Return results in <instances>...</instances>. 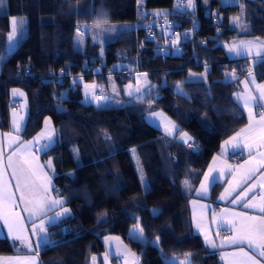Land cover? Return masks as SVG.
Returning a JSON list of instances; mask_svg holds the SVG:
<instances>
[{
  "label": "trees",
  "instance_id": "16d2710c",
  "mask_svg": "<svg viewBox=\"0 0 264 264\" xmlns=\"http://www.w3.org/2000/svg\"><path fill=\"white\" fill-rule=\"evenodd\" d=\"M194 3V10H181L178 0H3L0 128L9 127V107L14 105L10 89L21 87L28 102L24 136L36 133L45 116L53 120L54 144L41 156L51 162L55 189L66 196L70 208V215L48 226L55 246L42 247L43 264H93L102 249L99 236L108 233L120 234L141 264H165L171 256L186 254H191V264H223L219 251L194 230L189 201L222 140L247 122L234 98L240 79L252 65L264 81V64L230 58L223 45L236 36L264 38V0ZM239 11L247 23L234 26L230 15ZM102 12L106 16L101 17ZM157 12L164 24L150 31L148 20L161 16ZM13 17L24 20L14 48L7 40ZM196 18L201 28L184 31ZM97 21L101 29L114 22L125 25L100 38L105 40L102 53L101 44L93 42ZM81 24L89 26L88 33L82 28L83 43L77 38ZM166 28L170 36H165ZM171 39L177 40L180 51L173 49ZM160 46L169 51H160ZM136 64L142 68L137 77L103 76L110 66ZM228 71L237 78L226 79ZM79 72L85 76L77 78ZM94 79H112L118 85L139 80L145 91L139 101L133 96L98 107L83 99V81ZM178 83L184 95L178 93ZM149 104L175 118L180 131H190L196 147L149 122ZM219 186L213 185L210 198ZM153 209L159 214L153 215ZM138 223L147 243L132 238L130 229ZM157 238L158 244L152 243ZM14 249L9 238L0 237V253Z\"/></svg>",
  "mask_w": 264,
  "mask_h": 264
},
{
  "label": "snow or ice",
  "instance_id": "6c2138e0",
  "mask_svg": "<svg viewBox=\"0 0 264 264\" xmlns=\"http://www.w3.org/2000/svg\"><path fill=\"white\" fill-rule=\"evenodd\" d=\"M138 3H143V0H137ZM207 2V0H205ZM232 0H225V5L231 4ZM3 0H0V6H2ZM178 9H195L194 0H187V3H178ZM156 15H161L157 12ZM106 16V13H101V17ZM234 22L239 25V17L234 18ZM24 27V20L13 17L10 22V31L7 35V40L9 45L14 48L16 43H18V35L22 32ZM95 27L99 30L96 35L93 36V42H99L101 44V53L103 51V44L105 43L104 39H100L105 33H115V28L101 29V22L97 21ZM243 30L247 31V28L242 26ZM85 33L80 31V28H77L78 42L83 43V36ZM179 37L177 36V40ZM173 46H176V42H173ZM253 46L254 42L252 41H241L239 46H233L228 48L229 54H233L237 57L239 56H253ZM254 63L255 64H264V47L259 48L254 54ZM145 76L147 74H144ZM194 75V74H193ZM226 79H236L235 72L226 73ZM248 77L251 80L244 81V90L245 94L237 95L238 100L243 101V107L246 109L248 114V124L245 128H242L239 132L236 133L234 137L229 141H225V144H231L233 148L241 147V139L246 141L243 144L244 148H247L250 155L253 149L259 150L264 149V84H256L255 94L251 89H249V82L255 84V77L252 73V70L249 69L247 73ZM75 83V81H74ZM85 97L86 101L95 102L99 107L101 102H107L110 100V97L104 95H98L95 91L94 86L85 85ZM177 91L179 94L184 95L183 89L180 84H177ZM92 88V91L89 92L88 89ZM18 90H13V95L17 94ZM102 91V90H101ZM115 91V89H114ZM129 96H132V86L129 85L126 90ZM137 94H142V90L139 86L135 88ZM151 89L148 91L150 95ZM21 95L23 93H20ZM136 100L141 99V95L135 97ZM258 109V111H254ZM153 115H160L159 113H153ZM48 123L47 121L45 122ZM14 129L17 133L21 131L22 125L18 124L15 120L13 121ZM174 131L179 132L175 124L168 122L165 124V132L171 135ZM9 136L10 145L16 141V137ZM47 140L46 143L40 144L37 151L45 152L50 149L54 144L53 136L48 133L42 132L38 134L37 138H34V141H29L20 146L17 149V152H14L12 156L8 157V163L6 168L11 169V178L15 180V185L13 186L11 180L5 179L7 176L6 168L3 164L2 159H0V221H3V224L8 229L7 238H11L13 243L19 242V244L28 249L29 251L39 252L42 247L55 246V242L49 239L47 233V226L54 224L56 221L61 220L62 218L70 215V209L65 207V200L60 197L59 189H55L52 185L51 177L48 176L44 171L43 167L35 164V156L32 155V148L34 144H39L40 138ZM106 138L110 139V137ZM179 140L188 144L190 148H195L194 143H189L192 140V137L188 136L187 133H181ZM235 141V143H233ZM3 153L0 152V157ZM17 159H13V157ZM247 163V162H246ZM48 167H51V162L47 164ZM233 173V180L236 181L233 186L232 181H229V187L225 188V194L231 195L232 192H235L237 188L240 187V184L252 179L260 169H264V151H259L257 164L255 167H250L247 169L245 174L236 179L234 173L235 169H231ZM141 173V182L144 183L143 170L138 169ZM216 171L213 168H209L207 174L204 175L203 181H201L200 189L197 190L198 194H206L210 185L215 184L219 179L224 176V172H219L218 175H213L212 173ZM71 176L72 173H69ZM185 187L191 190V185L187 180L184 181ZM144 186L147 188L146 183ZM256 184L249 185L244 191L240 192L234 199L231 200V203L236 204L240 201L245 200L249 193H252ZM260 187H264V173H261V183ZM55 191L57 197L54 198L51 193ZM16 193H19L17 200ZM225 194H222L220 199H225ZM256 197L253 196L251 199H248L244 203L245 208H258L261 213L260 216L247 215L244 213H224L220 217L222 223L230 228L235 234L232 239L227 241L230 244L240 245V253H233L232 255H239V264H261V260L257 257L264 258V196L260 197V202L257 204L255 202ZM196 202L193 201V204ZM20 204H23V212L28 213V219L32 222L31 236H36L37 240L35 242V248L33 246V241L31 240L28 229L25 228L24 217L21 215L20 211L16 209ZM204 207V206H202ZM54 209H59L55 212L54 216H49L48 213ZM153 215L159 214L158 209H153ZM226 216H231L238 219L226 220ZM195 219V217H194ZM215 220L216 217H213ZM36 220L40 222L37 224ZM196 226L198 229L203 230V218L197 221ZM132 238L139 240L141 242L147 243L144 238V229L140 226H136L132 230ZM107 239V238H106ZM159 238L152 243L158 244ZM205 241L210 246L215 248L216 243L214 240L210 239L205 235ZM247 244L249 252L243 250V245ZM126 249H117L115 255L120 256L122 253H126ZM108 256H105V261H107ZM95 260V257H93ZM7 264H35V256H17L8 258ZM165 264H191V254H186L184 259L178 260L175 256L166 259Z\"/></svg>",
  "mask_w": 264,
  "mask_h": 264
},
{
  "label": "crops",
  "instance_id": "0c3cea01",
  "mask_svg": "<svg viewBox=\"0 0 264 264\" xmlns=\"http://www.w3.org/2000/svg\"><path fill=\"white\" fill-rule=\"evenodd\" d=\"M222 3L225 4V0H222ZM231 15H230V20H231ZM244 19H245V22L243 24L247 23V20L245 17H244ZM231 23H232V20H231ZM232 24L234 26H240V25H236L234 23H232ZM164 33L166 34L165 36L171 35V32L167 28L164 29ZM174 41L177 44L176 39H171L170 43L173 44ZM241 41H252V42H254V46L252 49L253 56H251V57L250 56H243V55L239 56V57L250 58L252 60V62H254L253 57H254L255 52L257 50H259V48L264 47V38L260 37V36L245 35V36H236V37H233L232 39H230L228 41H224L223 42L224 48L226 50L227 55L230 58H239L233 54H229L228 48L233 47V46H239ZM166 48L169 51V47H166ZM170 48H171V46H170ZM173 49H176L177 51L181 50L179 48V46H175ZM230 73H232V71ZM247 73L248 72H246V74L240 79L239 87L234 92V98L242 106L243 109H244L243 101L238 100L237 95L245 94L244 81L245 80H249V81L251 80V78L248 77ZM252 73L255 77L256 83L253 84V83L249 82V89H251L253 91V93L255 94L256 84H264V81L258 79V77L255 75L253 70H252ZM102 82H104L108 87H110L111 85L113 86V83H115V85H117L119 87H123V84H124L123 83L122 85H118L112 79H108L107 81H102ZM135 82L137 83V85H136V87H137L138 86L137 80ZM83 84H84V81H83ZM16 108H18V107L16 105V102L14 101V105L9 107V127L7 129L0 128V152L3 153L2 157H0V159H2L5 168H6L7 163H8V157L12 156L14 152H17V149H19L22 144L29 142V141H34V138H37L38 134H40L42 132H45L46 134H48V133L52 134L51 132H53V131L55 132V125L53 123L52 118L50 116H45L44 120H43L42 127L36 133L31 135L30 137L24 136V134L22 133V130L24 129L25 123H26V116H27V113H26V115H24V117H23V114H20V115L17 114V116L19 117V120H17L16 122L18 124L22 125L21 131L19 133H17L14 129V126H13L14 120H13V116H12L13 113H15V112H11V110L15 111ZM27 110H28V106H27ZM27 110H26V112H27ZM244 111L247 115V122L243 126L238 128L236 131H234L232 134H230L229 136H227L226 138H224L222 140V142L220 144L219 151L212 155L210 161L208 162L206 168L204 169V173L201 177L200 183L196 187L195 195L192 196L190 198V201H189L190 211H191V216H192V224H193L194 230L198 234H200L204 239H205V235H207L210 239L215 241L216 247L214 249H217L219 251L223 264H239V259H240L239 255L234 256L232 254L233 253H237V254L240 253V247L241 246L230 244L227 242V241L232 239V237L235 233L232 230H230V228L228 226H226L224 223L221 222L220 217L222 216V214H224L226 212L227 213H244L247 215L260 216L261 213L259 212L258 208H245L243 205H244V203L247 202L248 199H251L253 196L256 197L255 202L257 204H259L260 197L264 196V187H260L261 173H264V169H260L252 179L241 183L240 187L237 188L235 192H232L231 195L225 194V188L229 187V181H232L233 186L236 183V181L233 180V173L230 171L229 166L231 167V169L236 170L234 175H235L236 179L239 180V178L245 174L247 169H249L250 167L256 166L259 151H264V149H259V150L253 149V151L250 155L248 149L243 147V144L246 142L243 139H241V147L240 148H233L231 144H228V145L225 144V141L231 140V138L234 137L237 132H239L242 128H245L246 125L248 124V114H247L246 109H244ZM254 111H258V109H254ZM14 118H15V116H14ZM46 121L48 122L47 124L45 123ZM7 134H10L11 136L17 138L14 143H11V146H9L10 140H9V136ZM53 137H54V134H53ZM191 137H192V140H190L189 143H194L195 138L193 135ZM46 142H47L46 139H44L43 137L40 138L39 144L33 145L32 155L35 156V158H36L34 163L42 166L43 171L48 176L51 177L52 185L55 188L54 172L52 170V166L48 167L47 164L49 161L42 158L41 151L36 150L39 148L40 144H43ZM233 143H235V141H233ZM13 159L15 160V159H17V157L14 156ZM209 168H213L216 170L212 173L213 175H218L219 172H221V171H223L225 173L224 176H222L219 179V181H218V182H220L219 189H218L217 193L214 195V197H212V198H210L209 196L211 195L212 188H213L214 184L210 185L208 192L206 194H198V191H197L200 189L201 181H203L204 175L208 173ZM6 171H7V176L5 177V179L11 180V183L14 186L15 180L11 178L12 170L6 168ZM251 184H256L257 187L255 188V190L252 193H249L248 197L245 200L240 201L236 204L231 203L232 199H234L240 192L244 191ZM222 194H225V199H220ZM51 195L54 198H59V197H57V193L55 191H53L51 193ZM16 196H17V200H18L19 193H16ZM60 197H62L65 200L64 206L67 207L68 209H70L68 204H67L66 196L60 194ZM193 201H195L196 203L193 204ZM202 206H204V207H202ZM22 209H23V204H20L16 210L20 211L21 215L24 217L25 228L28 229V234H29L31 240L33 241V246L35 248V242L37 240V237L31 236L32 222L28 219V213L23 212ZM58 210L59 209H54L53 211L49 212L48 215L54 216L55 212ZM194 217H195V219H194ZM213 217H216V219L214 220ZM201 218H203V225H204L203 230L198 229L196 226L197 221L201 220ZM225 219L226 220H232V219H238V218L226 216ZM39 222H40L39 220H36L37 224ZM56 222H58V221H56ZM48 226H47V233L49 235V239L51 240L49 230H48ZM7 234H8L7 227L3 224V221H0V237H7ZM9 239L11 240L10 237H9ZM99 241H100V244L102 245V249H101L100 253H98L96 259L93 261V264H141L140 263V256L134 251V249H132V247L125 241V239L120 234H116V233L104 234V235L99 236ZM14 245H15V249L13 251L0 253V264H7L8 258L17 257V256L23 257L26 255L27 256H35V264H43V260H42L41 253H40L42 248L39 250V252H36L34 249H33V251H29L28 249L22 247L19 244V242H15ZM118 248L119 249H126L127 252L122 253L120 256H116L115 253H116ZM211 248H213V247H211ZM243 250L245 252H249L250 255L253 254L249 250L246 243L243 245ZM106 255L108 256L107 261H105ZM257 259H260L261 264H264V258L257 257Z\"/></svg>",
  "mask_w": 264,
  "mask_h": 264
},
{
  "label": "rangeland",
  "instance_id": "374dc122",
  "mask_svg": "<svg viewBox=\"0 0 264 264\" xmlns=\"http://www.w3.org/2000/svg\"><path fill=\"white\" fill-rule=\"evenodd\" d=\"M232 1H234V0H232ZM236 17H239V25H241V24H243L245 22L243 11L234 12L231 15L232 23L238 25L237 23L234 22V18H236ZM124 26L125 25H123L122 22H114L109 27L110 28H115L117 30L118 28H121V27H124ZM79 27L81 28L80 31L83 32V33H85V34H86L85 30L82 29V28L83 27H86L87 28V33H88V30H89L88 24H81ZM85 36L86 35H84L83 38ZM102 37L103 36H101L100 38H102ZM77 38H78V36H77ZM230 72L231 71H228L227 73H230ZM144 74L145 73H142L141 74V77H144L145 76ZM137 82H138V86L141 88L142 94H143V92L145 91L144 90L145 88L143 86L144 83H140L139 80H137ZM143 82H145V81H143ZM86 84L87 85H90V86H94L95 91L97 92L98 95H101L102 94L104 96L110 97V100L109 101H107V102H101L100 107L108 106L111 103L112 104H115V103L121 104V103L125 102L124 100L131 99L130 98L131 96H129L128 93H127V91H126L128 89V86L129 85L132 86V93H133L132 94V97L133 96L136 97L137 95H142V94H137L135 92V88H136L137 83L135 81H133V80H128V81L124 82L123 87H119V86L115 85V83H113V86L114 87L112 85L110 87H108L104 82H100V81H97V80L94 79V80H86V81H84V84L82 85L83 99L85 101H86V97H85V87L84 86ZM14 89L15 90H18L17 91V94H15V95H13V90ZM114 89H115V91H114ZM88 91L91 92L92 91V88H89ZM20 93H23V94L21 95ZM10 98L13 101L16 102V105L18 107V108H16L15 111L11 110V112H15L12 115L13 116V120L17 121V120H19V117L17 116V114H19V115L20 114H23V117H24V115H26V113H27L26 112L27 106H28L27 96H26L25 91L21 87L15 86V87H12L10 89ZM88 102H90V101H88ZM93 103H95V102H93ZM95 104L97 105V103H95ZM148 107H149L148 112H147V119H148V121L151 122L152 124H154L155 126L161 128L162 131H163V133L165 135H169V134H167L165 132V124L168 123L169 121L172 122L173 124H175L177 126V128L179 127L178 121L175 118H173L171 115H169L164 109H162L160 107L152 106L151 104H149ZM153 113H159L160 115H153ZM14 116H15V118H14ZM51 133H52L51 135L53 136V134H54V137H55V135H56L55 132L53 131ZM181 133H187L188 136H190V137L192 136L191 132L188 131V130H183V131H179V132L174 131L169 136L176 135L179 138L180 135H181ZM54 137H53V139L55 140ZM137 167H138V169H142V167H141V165L139 163L137 164ZM138 172H139V174L141 176V173H140L139 170H138ZM143 177H144V183H143V185L146 183L147 188H148L149 187V182H148V180H147L144 172H143ZM144 188L147 189L145 186H144ZM136 226H140L141 227V225L139 223L133 225L131 227V229H130V233H132V230ZM171 257H173V256H171ZM175 257L178 260L184 259V257H177V256H175Z\"/></svg>",
  "mask_w": 264,
  "mask_h": 264
},
{
  "label": "built area",
  "instance_id": "2783aa9c",
  "mask_svg": "<svg viewBox=\"0 0 264 264\" xmlns=\"http://www.w3.org/2000/svg\"><path fill=\"white\" fill-rule=\"evenodd\" d=\"M178 3H187V0H178ZM167 12V9L165 10ZM148 24H149V30L153 31V29L157 26L161 27L164 24V17L158 16L156 19L154 20H148ZM201 28V22L198 18H196L194 20V22L192 23V25L187 26L184 28V31L186 32H190V33H195L197 32L199 29ZM175 34L176 35H180V30H175ZM160 51H168L166 47H162L160 46ZM250 69L253 70V66L250 65ZM142 72V68L140 67L139 64H136L135 66L132 67H120L118 65H113L110 66L106 69V71L103 73V76L105 77H109L112 75H126V76H134L137 77L138 74H140ZM85 76V72H79L76 77L77 78H83Z\"/></svg>",
  "mask_w": 264,
  "mask_h": 264
}]
</instances>
